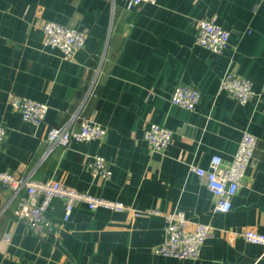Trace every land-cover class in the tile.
<instances>
[{"label": "crops", "instance_id": "0c3cea01", "mask_svg": "<svg viewBox=\"0 0 264 264\" xmlns=\"http://www.w3.org/2000/svg\"><path fill=\"white\" fill-rule=\"evenodd\" d=\"M202 18L229 30L222 53L197 43ZM48 21L86 29L85 46L65 59L45 44ZM228 70L252 80L249 103L220 90ZM179 84L201 91L195 110L171 103ZM12 95L47 103L43 123L24 121ZM72 117L75 126L91 119L107 133L46 156L49 128ZM0 122L7 127L0 171L32 173L130 207L80 205L62 222L57 201L54 231L39 236L15 215L11 191L1 190L0 264H264V248L242 234L264 233V0H157L133 8L124 0H0ZM152 122L174 131L164 153L145 139ZM246 131L258 138L254 159L232 209L216 211L195 167L207 168L216 154L228 164ZM96 154L107 159L110 178L91 170ZM177 210L191 225H211L197 258L155 253L166 237L165 215Z\"/></svg>", "mask_w": 264, "mask_h": 264}, {"label": "built area", "instance_id": "2783aa9c", "mask_svg": "<svg viewBox=\"0 0 264 264\" xmlns=\"http://www.w3.org/2000/svg\"><path fill=\"white\" fill-rule=\"evenodd\" d=\"M129 8L139 7L144 3L155 4L157 0H124ZM197 43L213 53H222L229 45L230 32L212 18H202L198 21ZM45 44L57 48L65 59H71L78 50L83 48L87 41L86 29H78L48 21L43 26ZM220 90L230 98L245 105L255 96L253 82L250 78L242 76L231 70L226 71ZM202 99L201 91L189 84H179L171 94L173 105L188 110H195ZM10 104L21 114L24 121L39 126L43 123L49 109L45 102L38 101L22 95H12ZM75 117L60 126L49 128L46 143V156L58 147H67L72 141H89L102 139L106 128L91 120L83 119L79 125L74 124ZM145 139L157 152L164 153L173 141L174 131L159 123H149L145 128ZM7 136V127L0 122V152ZM258 138L244 132L238 150L232 161L223 163L220 155L212 157L207 168L195 167L196 174L206 181L208 190L212 193L216 211L228 212L232 209V201L238 193L247 168L255 156ZM89 166L95 175L108 179L112 175L107 159L100 155H93ZM9 190L12 197L17 200L14 210L18 219L26 221L29 228L39 236H47L54 231L52 209L54 203L61 201L63 205L62 222L71 218L74 210L83 205L91 211L104 208L116 212L130 209L120 200H111L100 195L79 191L56 180H39L32 173L15 174L10 171H0V191ZM158 213L151 211L150 213ZM166 237L155 248V253L162 256L179 259H194L199 257L201 249L211 232V225L206 223H190L186 213L182 210L172 211L165 215ZM246 241L261 245L264 248V233L253 229L243 231ZM258 261L255 260L256 264ZM241 264V263H238Z\"/></svg>", "mask_w": 264, "mask_h": 264}]
</instances>
